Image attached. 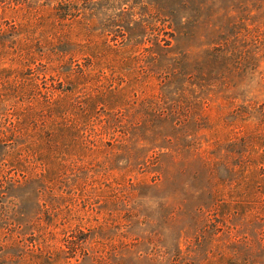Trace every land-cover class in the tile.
<instances>
[{
  "label": "rangeland",
  "instance_id": "obj_1",
  "mask_svg": "<svg viewBox=\"0 0 264 264\" xmlns=\"http://www.w3.org/2000/svg\"><path fill=\"white\" fill-rule=\"evenodd\" d=\"M0 264H264V0H0Z\"/></svg>",
  "mask_w": 264,
  "mask_h": 264
}]
</instances>
